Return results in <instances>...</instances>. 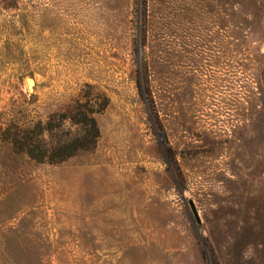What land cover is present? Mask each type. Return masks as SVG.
Instances as JSON below:
<instances>
[{"label":"rangeland","instance_id":"rangeland-1","mask_svg":"<svg viewBox=\"0 0 264 264\" xmlns=\"http://www.w3.org/2000/svg\"><path fill=\"white\" fill-rule=\"evenodd\" d=\"M0 264H264V0H0Z\"/></svg>","mask_w":264,"mask_h":264},{"label":"trees","instance_id":"trees-1","mask_svg":"<svg viewBox=\"0 0 264 264\" xmlns=\"http://www.w3.org/2000/svg\"><path fill=\"white\" fill-rule=\"evenodd\" d=\"M83 124L88 129V135L83 140L77 139L70 146L61 145L58 148H54V155L52 156H47L48 154L46 153L48 151L42 149L39 143L36 144V138L32 136L33 134H37V137H42L45 131H52L53 126L51 125V123H48L46 126L43 124H39L37 126V133L35 132L36 129H34L33 131L28 130V132L23 136L22 141L18 143L23 151H25L31 158L40 163H44L46 161L52 163H60L72 158L79 151L88 150L96 145L97 139L99 137V129L97 122L95 118L91 116V113H86L84 115Z\"/></svg>","mask_w":264,"mask_h":264},{"label":"bare ground","instance_id":"bare-ground-1","mask_svg":"<svg viewBox=\"0 0 264 264\" xmlns=\"http://www.w3.org/2000/svg\"><path fill=\"white\" fill-rule=\"evenodd\" d=\"M34 86V82L32 80L27 81V89L28 91H32Z\"/></svg>","mask_w":264,"mask_h":264}]
</instances>
